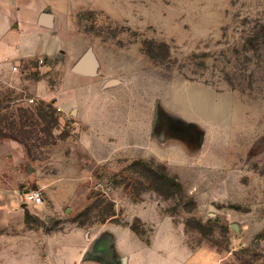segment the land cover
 <instances>
[{"label":"rangeland","instance_id":"374dc122","mask_svg":"<svg viewBox=\"0 0 264 264\" xmlns=\"http://www.w3.org/2000/svg\"><path fill=\"white\" fill-rule=\"evenodd\" d=\"M71 2L70 34L0 36V142L17 145L0 264H57L76 228L150 242L169 217L214 264H264V0ZM89 48L97 74L73 72ZM32 189L44 202L24 206Z\"/></svg>","mask_w":264,"mask_h":264},{"label":"crops","instance_id":"0c3cea01","mask_svg":"<svg viewBox=\"0 0 264 264\" xmlns=\"http://www.w3.org/2000/svg\"><path fill=\"white\" fill-rule=\"evenodd\" d=\"M71 0H0V27L6 22L8 25L3 26L5 30H9L0 36L7 38H18L19 34L25 33L26 29L32 27L40 31H47L53 35H60L69 32L62 31L61 24L58 20H62L57 11L73 10ZM57 12V13H56ZM44 16L49 17V22L43 20ZM70 34V33H69ZM82 56V55H81ZM57 57V55L55 56ZM30 58L24 59L29 60ZM5 61H9L6 57ZM13 71L17 72L18 70ZM19 67V66H18ZM0 73H4L2 69ZM114 85H122L124 82L115 79ZM145 122V121H144ZM147 127L141 126L139 133L146 132ZM150 124V123H149ZM144 127V128H143ZM132 133L136 132L132 130ZM151 134V133H149ZM166 134V133H165ZM114 147L131 148V144L119 146L117 138H112ZM247 149V144L245 145ZM17 145L0 142V158L16 152ZM33 190V189H32ZM29 190L18 193L19 202L25 204L24 193ZM23 196V197H22ZM178 229L181 234H178ZM132 231L137 233L130 227L116 225V229L112 228L113 237L100 234L97 237L89 236L82 228H76L68 231L63 236L62 244L56 257L57 264H123V258H126L125 264H214L216 257L214 253L203 250H192L184 243V228L180 224L179 227L173 221L172 217L157 222L155 233L150 242H144L138 235V239L121 234L120 231ZM113 238V239H112ZM67 242H64L66 241ZM168 251L169 257H163Z\"/></svg>","mask_w":264,"mask_h":264},{"label":"water","instance_id":"95a60500","mask_svg":"<svg viewBox=\"0 0 264 264\" xmlns=\"http://www.w3.org/2000/svg\"><path fill=\"white\" fill-rule=\"evenodd\" d=\"M43 20L45 22H49V17L44 16ZM99 62L98 59L96 58L93 50L89 48L82 56L76 61L74 64L72 70L73 72L77 74H82V75H88V76H94L97 74ZM117 81L116 80H111L108 82V84H115ZM24 206L28 205L27 203L23 204ZM235 228H237L235 226ZM126 258H123V264H125Z\"/></svg>","mask_w":264,"mask_h":264},{"label":"built area","instance_id":"2783aa9c","mask_svg":"<svg viewBox=\"0 0 264 264\" xmlns=\"http://www.w3.org/2000/svg\"><path fill=\"white\" fill-rule=\"evenodd\" d=\"M38 62L40 64H43L45 62V60L43 58H39ZM19 67L18 66H14V70H18ZM35 101L34 98H29L28 102L33 103ZM24 199L25 202L30 205H39L42 204L44 202V195L43 192L39 189H33V190H29L27 192L24 193Z\"/></svg>","mask_w":264,"mask_h":264},{"label":"trees","instance_id":"16d2710c","mask_svg":"<svg viewBox=\"0 0 264 264\" xmlns=\"http://www.w3.org/2000/svg\"><path fill=\"white\" fill-rule=\"evenodd\" d=\"M133 230H135L136 231V229L133 227Z\"/></svg>","mask_w":264,"mask_h":264}]
</instances>
